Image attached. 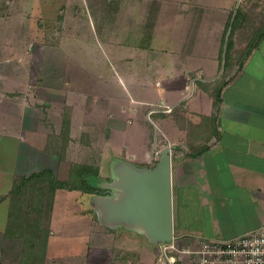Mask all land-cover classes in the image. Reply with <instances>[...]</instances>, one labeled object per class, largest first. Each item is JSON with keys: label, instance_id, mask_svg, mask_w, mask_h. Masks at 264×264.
Listing matches in <instances>:
<instances>
[{"label": "crops", "instance_id": "0c3cea01", "mask_svg": "<svg viewBox=\"0 0 264 264\" xmlns=\"http://www.w3.org/2000/svg\"><path fill=\"white\" fill-rule=\"evenodd\" d=\"M16 1L7 0L10 9ZM22 2L32 17L78 27L52 48L49 78H0V264L17 257L6 198L17 177L52 170L68 181L85 166L98 174L83 178L99 187L110 179L106 164L150 166L160 142L174 147L176 245L264 225V37L254 42L264 0ZM82 55L92 57L88 78L78 77ZM158 106L171 112L148 117ZM48 230L39 264H159L160 245L102 225L84 191H56Z\"/></svg>", "mask_w": 264, "mask_h": 264}, {"label": "rangeland", "instance_id": "374dc122", "mask_svg": "<svg viewBox=\"0 0 264 264\" xmlns=\"http://www.w3.org/2000/svg\"><path fill=\"white\" fill-rule=\"evenodd\" d=\"M20 1L21 0H17L14 2L13 8L10 9L9 4H7V0H0V78H2V80L8 85H11V82H14L15 84V82L18 81L24 83L25 78H29L28 74H32L31 78H49L46 73L49 72L50 67H48L46 63L49 60L52 61L50 56H57L59 53L58 50L52 48H56L64 38L69 39V36L71 35L70 30H74L78 27V24L73 19H52L39 16L32 17L30 14H27L26 8L23 6V2L21 4L18 3ZM13 9L14 11L12 12ZM262 16L264 19V12ZM260 26L261 29L255 33V36H258L261 32L264 33V20H262V24H260ZM80 31L87 33L84 34L86 38H91L89 35V28L87 30L78 28V32ZM90 43L91 41L86 42L83 40V47L87 48V45ZM31 49L33 50L31 51ZM27 57L31 59L33 58L34 60L32 63L33 66L31 67L29 65L27 68L28 71L25 65L28 62ZM81 59L82 60L80 62L84 66H78V77L88 78L90 71L93 69V63L90 61L92 57L90 58L89 55H82ZM59 61L60 59L56 60V62ZM53 69L54 73L57 68L54 67ZM72 70H74V67ZM81 70L84 73H82ZM86 72L88 75L84 76ZM60 77H62V75L60 73H56V77L52 78ZM1 87L2 86H0V91H3ZM14 95L17 94L15 93ZM153 109L154 108L149 109L148 117H151ZM159 145L160 146L158 148L161 150L168 146L164 144V142H160ZM48 162L49 164H47ZM48 162L43 165L51 167L50 165H53L54 163L51 160ZM37 167L40 166L38 165ZM71 167L73 169V166ZM106 167L109 169V163L106 164ZM64 174H66V172ZM58 179L64 181V179H60L59 177ZM94 180L95 178H87V181L92 185L95 184L93 182ZM107 181L109 180H102L104 183ZM68 182H70V184L80 183L74 181L73 178L68 180ZM49 199L48 194H35L32 197H29L28 203L33 210H31L29 218H26L25 215L23 216L22 222L25 224L27 222L26 219H29L26 226L28 227L27 229L32 230L33 234L31 236L27 234V237L25 238H18L17 245H14L16 246L15 248L13 247L12 249V247H9V251L11 250L14 252V249L17 250V257L12 260L13 264H26V257L28 256V253L39 254L38 260H32L36 261V264H39V262L42 261V244L46 240L50 217ZM16 229L17 227L14 228V230ZM198 236L203 237V235ZM217 238L225 239L220 236ZM148 246L153 249V245L148 244ZM21 251L23 252L22 254ZM172 254L177 258V253ZM90 264H92L91 261Z\"/></svg>", "mask_w": 264, "mask_h": 264}, {"label": "water", "instance_id": "95a60500", "mask_svg": "<svg viewBox=\"0 0 264 264\" xmlns=\"http://www.w3.org/2000/svg\"><path fill=\"white\" fill-rule=\"evenodd\" d=\"M173 149L164 147L158 160L146 167L124 159L111 162L109 181L99 185L105 192L90 194L102 225L141 234L153 246L174 241Z\"/></svg>", "mask_w": 264, "mask_h": 264}, {"label": "built area", "instance_id": "2783aa9c", "mask_svg": "<svg viewBox=\"0 0 264 264\" xmlns=\"http://www.w3.org/2000/svg\"><path fill=\"white\" fill-rule=\"evenodd\" d=\"M159 111L170 112L171 108L158 106L151 114ZM189 241L182 248L175 241L160 245L159 264H264V225L233 239L198 237Z\"/></svg>", "mask_w": 264, "mask_h": 264}, {"label": "trees", "instance_id": "16d2710c", "mask_svg": "<svg viewBox=\"0 0 264 264\" xmlns=\"http://www.w3.org/2000/svg\"><path fill=\"white\" fill-rule=\"evenodd\" d=\"M264 37V33H259L256 36L254 42L260 41ZM251 49V48H250ZM250 49H248L245 53V56L249 54ZM219 93L217 92L215 96L216 106L219 102ZM98 171L91 167L78 166L74 169L73 179L74 181L80 182L79 184H70L68 181H61L58 179L56 174L52 170H43L41 172L33 173L29 176L17 177L14 181V185L12 190L6 196V198L10 201V210H9V219H8V229L7 235L17 238H25L27 234L30 236L33 234L32 230L27 229L26 226L29 219H26V223L23 224V216L26 218L30 217L31 210L33 208L29 205L28 199L33 195L40 194H48L50 200V212L52 211V207L54 204V196L57 190L65 189V190H80L84 191L87 194H101L103 190L100 187H96L91 185L86 178H83L85 173L87 174H98ZM27 205V206H26ZM36 224V223H35ZM14 230V228H16ZM49 235V230H47L46 239ZM33 243V242H32ZM34 245V244H33ZM36 246V245H35ZM46 251V240L42 244V253L44 255ZM29 255L26 257V264H36L38 260L39 254L28 253ZM34 258V259H32Z\"/></svg>", "mask_w": 264, "mask_h": 264}]
</instances>
